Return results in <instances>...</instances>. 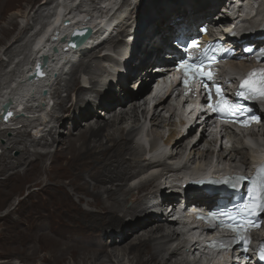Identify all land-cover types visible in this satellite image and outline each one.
Masks as SVG:
<instances>
[{
  "label": "bare ground",
  "instance_id": "1",
  "mask_svg": "<svg viewBox=\"0 0 264 264\" xmlns=\"http://www.w3.org/2000/svg\"><path fill=\"white\" fill-rule=\"evenodd\" d=\"M50 1L47 0L35 12L32 9L28 12L29 24L27 28L30 29L31 25H35L41 18L44 10L50 6ZM80 1L60 0V4L51 9L54 18L45 19V32L42 33V36L40 38L36 36L38 38L36 41H32L35 35L27 38L30 45L25 47L28 48L26 49L28 52L25 55L24 63L21 65L16 63L15 71H19V74L17 73L18 78L15 77L16 80L13 82L14 87L12 89L9 87L0 88V108L2 109L3 101L6 98L9 105L15 107V110L12 111L13 118L7 121L13 126L6 127L1 131L3 135L9 131L16 132L17 139L9 141L13 147L8 149L7 155L0 159V176L8 173L10 169L26 167L24 172L14 171L9 175L6 174L4 179H0V199L9 201L13 194L21 190L27 183H30L29 190H37L28 194L29 198L35 197L34 201L29 209L20 212V218L11 221L8 235L14 236V245L17 246L19 257L24 264H186L181 256L185 252L184 249L189 238L193 239L194 237L191 235L188 237V231L180 226V238L183 244H176L178 238L176 227L178 225L170 221L169 218L160 217L163 212L162 207L166 203L173 202L175 198L165 195L168 192L163 185L159 187L154 185L155 181L159 179L158 176L141 183L138 190L144 191V194L137 197L138 199L134 196L131 206H126L130 199L129 195L135 190L133 185H129L140 172L141 160L144 156L142 151L147 152L142 148L139 150L136 143H133L136 141L133 138V133L137 130L139 144L148 137L146 125H149L147 123L149 102L146 98L149 92L144 76L152 75L150 70L153 64H168L167 60L160 61L162 60L160 54L167 51L177 53L172 43L175 42L178 31L181 32L185 25L198 29L204 23L201 20L205 19L207 13L216 10V3L219 0H188L180 8L166 2L172 0H166L165 3H161L162 5L157 4L154 7L161 9L164 15L156 22L151 32L150 28L147 29L149 31L142 35V38L140 37L142 33L132 34L133 32L129 30L137 28L136 23L139 16L134 17L131 26L132 17H129L130 20L126 19L119 30V23L125 16L122 12L125 10L124 5L127 0H104V4H102V0H97L100 4L93 8H88V4H86L88 0H83L84 5L81 9L83 13L89 11L94 14V20H89V23L92 21L93 24L96 23L95 26L99 24L98 31H102L103 34H94V37L101 39H91L87 44L80 45L75 51L70 48L67 50L62 48L59 53H54L53 56L57 57V60L52 64L48 62L51 55L46 56L51 53V47L55 43L52 36L70 33L73 27L81 25L82 19L85 18L83 13H78L77 6ZM129 1L130 5L135 6V0ZM14 2L15 0H0V5L5 6L7 3ZM241 2L239 3L240 14L245 17V20H248V25L256 27L249 32L238 31L239 35L236 38L241 35L242 41L254 42L250 35L243 33L253 31L259 34L264 33V23L259 20H250V17L264 16V2L261 0H241ZM115 10L121 17L118 18L114 15L113 11ZM141 12L140 8L138 15ZM218 14L222 15L218 19L224 20L227 18L225 16L228 12H218ZM130 15H132L131 12ZM14 18L13 16L12 19L10 18L11 24L13 23L15 28L20 27L19 22H15ZM66 23L70 24L67 26ZM218 24L220 23H216V25ZM39 25L43 27L42 24L39 23ZM27 28L22 30L17 28L20 30L17 35L11 30L3 31L8 35V39L5 40L7 47L5 53L13 54L12 47L24 39L23 35L26 34ZM92 28L95 31L96 27ZM113 30L116 32L119 30L120 37L111 42L118 46L117 48L122 47L127 50L133 45L128 41V38L140 37H137V50L134 54L133 50L125 54H129L131 58L134 57L133 63L125 67L122 72L116 71L117 75L114 74L111 79L105 78L102 83H99L98 87L103 89L107 80L115 78L108 83L109 89L105 93L100 94L94 87L89 91L88 86H79L77 74L79 71L86 74L91 73V61L105 50L103 48L98 52L100 47L94 48L93 46L104 44V41L111 38ZM37 35H40V31ZM190 38L187 37V39ZM23 41L21 43L25 44ZM111 49L114 53L113 48H108V55H111ZM21 53L23 54V51ZM107 53L104 52L101 55L104 56ZM20 55L14 56L19 58ZM82 57L89 58V61L81 62ZM38 59L42 60L41 64L45 74L36 77L32 74V67L35 66L33 62ZM103 59L112 61L111 57ZM16 60L14 59L12 62ZM72 66L74 68L69 74V80L65 81L63 87L67 96L61 98L58 104V109L64 114L53 117L54 126L52 125L45 131H38V133H44L40 134L39 138H33V134L26 131L27 137L32 138L28 142L29 144L31 142L35 145L42 143L47 145L46 138H50L51 144L56 145L55 154L34 152L33 156L31 155L33 159H30L29 147L27 145L22 149L18 147L26 142V139L19 140V137L24 138L25 136L18 130V124L24 122L27 125L29 121H33V123L38 121L34 131L42 130L43 123L48 122L44 119V115L54 108L52 100L54 92L51 94L49 87L61 76V72L66 73L65 70L63 71L65 67L71 68ZM136 78H141V84L134 92ZM60 80L61 78L58 80V84ZM131 80L134 81V84L128 88L126 82ZM88 81L83 80L82 83L90 84L87 83ZM112 84L116 86L113 87ZM90 92L96 94L97 103H94L92 99L87 100V95ZM70 101H72L71 106L67 107L66 104ZM142 101L145 106V110H142V113H145L144 124L138 127L141 121L139 120V110L142 106H139V103ZM155 101H150V103ZM169 102L170 99L167 97L157 101L153 107L152 117H150L151 130L148 131L152 132L155 138L165 137V132L162 131L171 125L163 126L161 117L163 111L172 115L173 108ZM101 107L103 108L102 112L97 110ZM158 108L161 109L160 112ZM96 111L104 117H93ZM73 114H77L78 117L76 115L75 118ZM67 121L70 124L80 121L81 124H84V128L77 127L76 129V126L73 125V129L79 131L78 135H74L72 130L71 132L63 131L68 124ZM57 133L58 137L55 138ZM139 133L141 134L138 135ZM190 133L189 131L187 136L179 137L180 132L177 129L170 130L164 144L170 147L171 158H179L185 153L187 141L192 138ZM253 135L261 136L264 141V127ZM206 142L205 137L196 141L189 149V157L191 159L196 156L201 159L206 158L208 151L201 150ZM231 142V151L226 155L221 154L224 155L221 156L223 162L238 166L237 159H239L240 166L246 168L260 162L258 158L261 156L263 148L249 150L242 145L241 141L231 140ZM15 149L19 150L18 158L11 156ZM240 155H242V159ZM48 159H51L52 163L47 168L44 165ZM6 160L13 162H5ZM211 169L212 166L199 167L195 173L197 176L206 175ZM42 176H45L47 181L42 182ZM42 193L47 194L48 197L38 198ZM217 197H220L219 194H204L192 198L191 202L214 207ZM152 201L158 204V209L161 212L153 213L151 211L150 203ZM257 233L260 234V238H264V225ZM222 264H227L226 257H223Z\"/></svg>",
  "mask_w": 264,
  "mask_h": 264
},
{
  "label": "rangeland",
  "instance_id": "2",
  "mask_svg": "<svg viewBox=\"0 0 264 264\" xmlns=\"http://www.w3.org/2000/svg\"><path fill=\"white\" fill-rule=\"evenodd\" d=\"M46 1L47 0H33V1L32 0H15L14 3H7V5H5V6H2V4L0 5V14H1L0 15V64H1L0 65V75L2 74L0 76V88L3 89V88H6V87H9L10 89H12L14 87L13 82L18 78V76H16V75L19 72V71H15V69H16L18 64L21 65V64L24 63L25 55H27V52H28V51H26V49H28V48H25V47L30 45V42L29 43L27 42L28 41L27 38H30V36H32V35H35V38L32 41H36V38L39 36V35H37V33H39V31L41 32V29L38 30L40 28L39 23L44 26V23L46 22L45 19L48 18L53 13V10H51V9L55 8L56 5L58 4V0H51L50 1L51 3H49V5L51 7L49 6L48 8H46L44 10V12L42 13L43 15H41V18L35 23V25H31L30 29L27 28V26L29 24V18H28L29 14H28V12H30L31 9L33 10V12L37 11V9L39 7H41ZM106 1H108V0H106ZM128 1L129 0H127V2L125 3L124 8L125 9L129 8L128 9L129 11H128L127 14H125V16L120 21L119 30H120L121 25L123 24V22L126 19H128L129 17H132V20H131V23H130V26H131V24L134 22V17L139 16V17H137V20H138L137 23H136L137 28H132V29H129V30H131V32H133L132 34H134V33L135 34L142 33V34H140V37H141L142 35H145L149 31V30L147 31V29L150 28V32H151L153 27L156 25V22H158V20L164 15V12L163 11L161 12V9L156 8L154 6L157 5V4H161V3L163 4V3H165L166 0H135V3H134L135 6H133V4L130 5V1L129 2ZM186 1H188V0H172V1H166V2H168V3L172 4V5H175L177 8H180V7L183 6V3L186 2ZM103 2H104V0H102V4H104ZM11 4H13V5H11ZM34 4H36L37 6L34 5ZM59 4H60V2H59ZM86 4H88V6H87L88 8H93L96 5L99 6L100 3L97 0H88V2ZM83 5H84L83 4V0H81L79 5L77 6L78 9H79L78 13H83V11L81 9V8H83L82 7ZM140 8H141L142 12L139 13L140 15H138V11H139ZM33 12L31 13L32 15H33ZM130 12L132 13V15H130ZM48 14H50V15H48ZM213 14H214V12L207 13L208 16H211ZM12 16L15 17L14 21L15 22H19L18 24H20V27H17V28H19L20 30H22L23 28L24 29L27 28L28 30L26 32L27 37L25 38L26 34L23 35V38H24L23 40L24 41L22 40L26 45L21 43L22 41L18 42V44H16L17 47H16V45L12 47V51H13L12 53L13 54L11 55V54L5 53V51L7 49V47L5 46V42H6L5 40L8 39V35L5 34L3 31L4 30H11V31H13L15 33V35L19 34L18 31L20 32V30L15 28L13 23L11 24ZM130 19L131 18H129V20ZM201 21L203 22V20H201ZM202 22H200V23H202ZM98 26H99V24H98ZM119 30H118V32L113 30L111 38H109L107 41H104V44L100 43V44H97V45L93 46L94 48L95 47H100V49L98 48L99 49L98 52L102 51L103 48L105 50L102 51V53L98 54L96 57H94L93 60L91 61L92 62L91 73L86 74L83 71H79L78 72L77 78H78L79 86L86 85V86H88L87 89L89 91L91 90L92 87H94V89L97 92H99L100 94L101 93H105L107 91V89H109L108 83L110 81L114 80L115 78H113L112 80H107L108 82H107V84L104 85L103 89H100L98 87L100 85L99 83H102V81L105 80V78L111 79L112 77H114V74L117 75V73H116L117 67L119 69V72H121V71H123V69L126 66L130 65L131 63H133L132 61H133L134 57L131 58V56L129 54H127L128 56L125 55V54L128 51H132V50H133L132 52L134 54V52L137 50V45H136L137 37L138 38H140V37L139 36H136V37L132 36V37L128 38V41L132 42L134 47L132 45L127 50L125 48H124L125 49L124 50L122 47L117 48L118 46H116L115 44H112L111 42L113 41V39H114V41L118 40V38L120 37L119 36ZM109 34H108V36H109ZM3 38H4V40H3ZM95 38H97V37H95ZM22 44H23L24 47L22 46ZM170 44H171V42H170ZM3 48H5V49H3ZM108 48H113L114 49V53H112V49H111V51H110L111 55H108V53H107V49ZM22 51H23V54L21 53ZM104 52H106L107 54H104V56H102L101 54H103ZM20 53H21V55H20ZM14 55H17V56L20 55V57L16 58L17 56H14ZM10 56L13 57V58H11ZM104 57H111L112 61H105L103 59ZM14 59L15 60L17 59L16 61H14L15 63L12 62ZM85 61H89V58L82 57V61L81 62H85ZM151 61L153 62V60H151ZM16 63H17V65H16ZM78 63H79V61H78ZM119 63H120V65H119ZM12 64H13V66H12ZM74 66H72L71 68L70 67H65L63 69V71L65 70L66 73L61 72V76L59 78H57L55 83L52 82V85L49 87V89L51 90V94H53V92H54V94L52 95L54 108L51 111H49L47 114L44 115V119L48 120L47 123H49V124L46 125L47 123H45V124L43 123V126H41L42 130H36V131H34V129H35V126L37 125L38 121L34 122V123H33V121H29L27 123V125H25L24 122L18 124L19 125V129L18 130L20 132H22L24 134V136H25L24 138L19 137V140L22 141V139L23 140L26 139V142H24V144L22 143V144L18 145V147H19V149H22L25 145H27L29 147V151H30V154H29V158L30 159H33L32 156H33L34 152L50 153V155H54L55 154L56 145L55 144L54 145L51 144V139L50 138H46L47 139L46 142H48L47 145H45L43 143L41 145H35V144L30 142V144L32 145L31 146L28 142L32 138L30 139L29 137H27L26 131L31 132V134H33L32 135L33 138H39V135L40 134L43 135L44 133H41V132L38 133V131H45L48 128H50L52 125L54 126L55 123H54V121H52L53 117L54 116L55 117L56 116H62L64 114V113L62 114L60 112V110L58 109V104H59V101H60L61 98H64V97L67 96V92H64L63 87L65 86V81L69 80V77H70L69 74H70L71 70L74 68ZM153 66H156V65L154 64ZM120 69H121V71H120ZM64 74L66 76H63ZM15 77H16V79H15ZM60 78H61V80L59 81V84H58V80ZM83 80H87V81L89 80L87 83H90V84L82 83ZM133 84H134L133 80L129 81L128 83L126 82V86H128V88L130 86H132ZM112 86L115 87L116 85L112 84ZM59 93H60V95H59ZM95 95H96L95 93L91 94V92H90L89 95H87V100L92 99V101L94 103H97L98 99H97V96H95ZM71 102L72 101L68 102L66 104V106L70 107L71 106ZM140 104L142 106H140ZM140 104H139V106L141 107V109L139 110V120H141V121H140V123H139L140 125H138V127H140V126H142L144 124V116H145V113H142V110H145V106L143 105V101ZM98 107H100V106H98ZM97 110L98 111L101 110L100 112H102L103 108L101 107V109H97ZM158 110H159V112L161 111L160 108H158ZM98 111L94 112V116L93 117H96V118L97 117H104L103 115H100L99 113H97ZM163 112L161 113V117L163 119V126H164V125H168L169 124V123L167 124V120L166 119H169L171 117L168 118V116H166V111H163ZM73 115H75V118H76L77 114H73ZM77 117H78V115H77ZM51 121H52V124H51ZM164 122H165V124H164ZM29 123H31V124H29ZM40 123H42V122H40ZM67 123L68 124H66V127L63 129V131L71 132V130H72V131H74V135H78V133H79L78 130L75 131V129H73L74 126H76L75 127L76 129H77V127L80 128V129L84 128V124H81L80 121L75 123V124H70L68 121H67ZM147 123L149 124L148 121H147ZM9 126H13V125H10V124L1 125L0 124V159L5 157V155H7V153H8L7 150L11 149L13 147L11 145V142L13 140H17L16 139V132L14 133L13 131H9L7 134H4V135L2 134L3 129L6 128V127H9ZM23 126H25V127H23ZM45 126H47V127H45ZM167 127H165L164 130L162 131L163 133L165 132L164 133L165 135L169 133L168 130H167ZM14 128H16V127H14ZM12 130H14V129H12ZM151 134H153V133L151 132ZM54 137L57 138L58 137V133ZM157 139H159V138H157ZM10 140H11V142H9ZM137 147L140 149L139 146H137ZM140 155H141V152H140ZM11 156H12V158L13 157L14 158H18L19 157V150H16V149L13 150L12 153H11ZM240 158L242 159V155H240ZM13 160L15 162V159H13ZM10 161H12V160H6L5 162H10ZM51 163H52L51 159L46 160L44 167L48 168L51 165ZM25 169H26L25 166H24V168L23 167L15 168V170L14 169H10L8 173L6 172V174L9 175V173L11 174L14 171L24 172ZM6 174L5 175H1L2 177L0 176V179H4L7 176ZM41 181L42 182L47 181L46 177L42 176ZM29 184L30 183H27L21 190L16 191L15 194H13V197L10 196L11 198L9 197L10 198L9 201L6 202L4 199H0V264H24L21 261L20 257H19L17 246L14 245L15 244L14 243V236L8 235V230H9V228L11 226V221H13V220H15L17 218H20L21 217V213L20 212L26 211V209H29L30 208L29 206L34 201L35 197L34 198H29L28 197V194L31 191H33V190H29L28 189V188H30ZM129 186H131V183H130ZM35 188H37V187H35ZM36 191L37 190H34L33 192H36ZM138 191L139 192H144V191H140V190H138ZM46 196L48 197L47 194H43L42 193L41 195L38 196V198L45 199L44 197H46ZM134 196H135V198H137V197L142 196V195H139V194L137 195L136 191L134 190L133 194H132V197L130 199L128 198L129 201L126 204V206H131L132 199H133ZM27 198H29V199H27ZM160 217L161 218H165V216L162 215V214H160ZM9 248H10V250H9ZM187 264H188V262H187Z\"/></svg>",
  "mask_w": 264,
  "mask_h": 264
},
{
  "label": "snow or ice",
  "instance_id": "3",
  "mask_svg": "<svg viewBox=\"0 0 264 264\" xmlns=\"http://www.w3.org/2000/svg\"><path fill=\"white\" fill-rule=\"evenodd\" d=\"M203 31H206L203 30ZM196 41H190V43L185 47L184 52L185 55L178 62V69L182 70L185 74V78L183 80V84L186 86L189 85V80L191 79L193 82L196 79H200L203 83L205 80H213V73L211 71H204L205 62L206 61H214L216 59L215 56H209L208 51L201 53L199 56H193L190 53V49L193 47H197ZM214 51V50H212ZM264 57V52L260 53V56L257 59ZM210 67V64L208 65ZM39 67V66H38ZM205 89L209 88L207 83H203ZM241 89H247L248 95H245L244 92H241L240 95L244 97V99H253L259 98L264 99V69H253L247 74V77L240 84ZM215 95L218 97L217 102L213 104H209V107L213 112H226L229 115H234L238 110L241 109L242 106L237 105L230 101L228 98L222 95V87L220 85H216L215 87ZM209 101L212 99V94L208 95ZM10 116L11 113H8ZM252 121L259 122V118L256 116L248 117L247 120H240L238 122L242 123L243 126H248V124ZM261 172H264V167H261ZM255 183V182H254ZM244 211L248 212L250 215H259L264 212V192H261L260 195L254 196L252 202L244 205ZM224 215H229L230 219H235L229 213H223ZM252 226H259V221H246L241 223L238 227L233 225H228V227L232 228L233 231H236L242 240L247 242V232L248 229ZM261 257L264 258V248L261 250Z\"/></svg>",
  "mask_w": 264,
  "mask_h": 264
},
{
  "label": "water",
  "instance_id": "4",
  "mask_svg": "<svg viewBox=\"0 0 264 264\" xmlns=\"http://www.w3.org/2000/svg\"><path fill=\"white\" fill-rule=\"evenodd\" d=\"M67 26L70 24V23H66ZM91 30L89 28H87V30H85L84 34L83 32H81L80 30H74V32L72 33L73 36V40H74V44H72L69 40L68 41V44L71 46V47H75V48H78L80 45H84L86 43V40L89 38V36L91 35ZM58 37V36H57ZM83 37V38H82ZM82 38L80 41H77L78 39ZM62 41H65L66 40V37H63L61 38ZM78 44V45H77ZM67 49V48H66ZM40 72L42 73V68H40ZM40 73V76L42 75ZM9 104L7 105V108H8ZM8 113H11V115L9 116ZM6 116L4 117L3 115L0 116V121H7L9 119H12L13 118V112L12 111H9Z\"/></svg>",
  "mask_w": 264,
  "mask_h": 264
}]
</instances>
